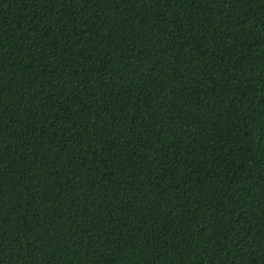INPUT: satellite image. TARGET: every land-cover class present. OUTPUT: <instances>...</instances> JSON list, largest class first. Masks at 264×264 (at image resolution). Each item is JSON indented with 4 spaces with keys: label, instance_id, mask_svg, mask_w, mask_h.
<instances>
[{
    "label": "trees",
    "instance_id": "16d2710c",
    "mask_svg": "<svg viewBox=\"0 0 264 264\" xmlns=\"http://www.w3.org/2000/svg\"><path fill=\"white\" fill-rule=\"evenodd\" d=\"M0 264H264V0H0Z\"/></svg>",
    "mask_w": 264,
    "mask_h": 264
}]
</instances>
